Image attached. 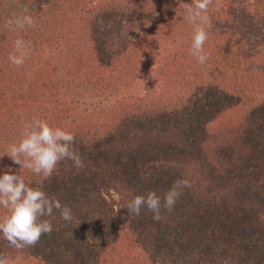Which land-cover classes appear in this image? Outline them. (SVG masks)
I'll return each mask as SVG.
<instances>
[{"label": "trees", "instance_id": "16d2710c", "mask_svg": "<svg viewBox=\"0 0 264 264\" xmlns=\"http://www.w3.org/2000/svg\"><path fill=\"white\" fill-rule=\"evenodd\" d=\"M191 4L0 0V155L23 138L24 122L40 119L71 132L84 163L61 161L44 180L0 159V174L12 167L73 215L71 222L58 211L44 217L53 231L35 247L15 249L0 234V253L13 264H264V32L255 26L264 18V0H213L204 64L191 54ZM24 14L33 26L5 28ZM252 35L253 54L233 49L234 42L248 51ZM17 38L32 45L19 67L8 59ZM163 52L142 92L92 112L51 105L60 103L65 87L51 71L59 55L81 64V76L74 75L80 80L85 67L110 73L107 86L117 95ZM241 104L248 113L233 142L212 123ZM179 179L192 186L170 214L161 210V222L146 207L128 215L135 196L154 190L163 198Z\"/></svg>", "mask_w": 264, "mask_h": 264}, {"label": "clouds", "instance_id": "9594fccd", "mask_svg": "<svg viewBox=\"0 0 264 264\" xmlns=\"http://www.w3.org/2000/svg\"><path fill=\"white\" fill-rule=\"evenodd\" d=\"M212 3L213 0H193V4L186 6V18L194 27L191 54L200 64H204L209 58L204 53L203 46L208 40L211 28L207 13ZM33 25V17L24 14L7 22L5 28L15 31L17 28L24 29ZM31 51L30 42L17 38L14 41V51L9 54L8 59L12 65L22 66ZM22 137L18 144H11L4 155H0V159L7 156L13 164L31 170L44 180L50 179L61 161L71 160L76 168L84 167L82 158L73 148L75 137L69 131L51 127L46 121L33 119L24 122ZM191 186L190 180L179 179L164 193L163 198L154 190L145 195H137L127 203V213L139 216L142 208L146 207L153 213V220L161 222L164 219L161 210L164 209L170 214L184 189ZM114 197L120 198L115 193ZM0 209L7 213L0 217V234L9 246L18 250L35 247L43 235H51L52 222L43 218L52 217L54 211H58L60 218L65 222H71L73 219L72 209L68 205L62 204L55 196L47 195L41 188L29 186L12 167H7L3 174H0ZM0 264L13 262L0 253Z\"/></svg>", "mask_w": 264, "mask_h": 264}, {"label": "rangeland", "instance_id": "374dc122", "mask_svg": "<svg viewBox=\"0 0 264 264\" xmlns=\"http://www.w3.org/2000/svg\"><path fill=\"white\" fill-rule=\"evenodd\" d=\"M256 20L257 19H255V21ZM263 23L264 18L255 24V26L260 27L261 32H264ZM260 36L264 35L260 34ZM115 37L116 35H112V40L117 39ZM251 38V42L245 40V42H247L248 51L244 50L242 44L239 45L234 42L233 49H235L237 52H251L253 54L257 47H252V43H254V35H252ZM259 48H264V43L259 45ZM165 57L166 53L163 52L149 59L148 64L146 63L143 66L139 77L133 83V85H131L125 91H120V93L117 95H112L110 93V87L107 86L109 82L113 81V79L110 80L112 77L110 73L102 69L90 70L86 72L88 67H85L86 74H84L83 79L80 80L74 75L81 76V64L75 65L71 64L70 62H65L63 56L59 55V57L55 59V65L51 71L55 73L59 72L58 78L61 80V83L65 85V87L61 90L62 95L60 96V103L58 101L52 102L51 105L57 110L61 105L64 109L77 107V111L88 112H92L93 109L96 111V109L98 110L101 107L106 108L108 105L113 104L117 99H121L127 94L139 93L147 88L151 81L150 79L153 77L152 75L155 73L154 68L160 66L158 64L161 63ZM76 82L79 84V86L76 85ZM34 90L35 88L33 91ZM258 91L260 90L258 89ZM263 93L264 92H260L262 96H264ZM247 113L248 108L244 104L238 105L232 109H228L226 110V113H222V115L212 123L213 130L215 131L219 128L225 131L227 130L228 132H226V135L230 139H233L232 141L234 142L238 136L239 125L243 124V120Z\"/></svg>", "mask_w": 264, "mask_h": 264}]
</instances>
